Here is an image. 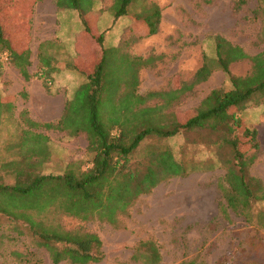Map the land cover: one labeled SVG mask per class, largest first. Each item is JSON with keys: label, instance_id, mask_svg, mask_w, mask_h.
I'll return each instance as SVG.
<instances>
[{"label": "rangeland", "instance_id": "374dc122", "mask_svg": "<svg viewBox=\"0 0 264 264\" xmlns=\"http://www.w3.org/2000/svg\"><path fill=\"white\" fill-rule=\"evenodd\" d=\"M114 1L96 2V16L91 18L93 30L87 33L77 11L60 10L55 0H37L29 27L31 43L26 39L32 48L30 75L42 79L39 75L42 57L50 58L51 64L59 69L55 79L59 85L64 84L66 100L72 99L86 78L68 70L66 65L78 55V64L85 65L91 49L100 57L102 49L97 37L101 33L110 59L134 60L135 67L132 65L131 71L121 77L123 85L116 97L130 91L131 83L136 80L135 91L144 97L169 93L181 84L191 83L206 60L217 59V36L242 47L250 56L264 52L263 0H249L237 13L235 0H134L128 14L117 20L112 10ZM157 9L160 10L158 32L148 36L149 28L143 19L146 15L155 16ZM3 22L8 23L7 19ZM0 64L3 67L0 96L3 103L11 105L8 111L5 107L0 113V184L15 185L17 178L8 164L21 162L23 155H33L34 150L43 146V141L37 139L39 134L49 139L46 143L50 159L33 155L28 167L32 166L34 174L64 176L68 165L78 162L84 169L91 168L93 155L88 151L86 135L70 137L44 126L27 124L23 115L28 100L26 89L19 86L17 96H7L14 88L16 77L21 79L22 75L10 71L5 81L6 67L14 66L7 54H0ZM119 66L117 61L114 68ZM252 69L250 60L237 62L230 68L237 77L250 75ZM215 89H230L227 76L218 69L193 93L172 101L167 110L177 113L179 121H184ZM108 96L112 97V92ZM165 101L164 97L152 98L146 106L155 107ZM103 115L107 116V110ZM242 116L245 124L258 132L261 151L248 153L256 157L250 174L264 184V96L256 94ZM222 136L221 132L205 129L169 138H147L133 156V169L143 175L154 154L170 149L178 161L185 163L187 173L162 179L150 193L139 196L126 212L119 213L113 223L96 216L84 220L64 212L58 202L64 197L60 198V191L52 189L51 181L31 197L21 196V188L11 192L1 188L0 264H54L48 247L28 228L33 222L41 221L48 229L59 226L66 231L96 234L102 241L104 257L97 264H155L148 260L150 244L158 250L157 264L185 261L264 264V228L257 220L248 222L242 214L225 207L220 185L229 167L227 161L232 160V151L222 143ZM39 160L43 162L41 166ZM254 212H264V202L257 204ZM57 247L62 249L64 245Z\"/></svg>", "mask_w": 264, "mask_h": 264}, {"label": "trees", "instance_id": "16d2710c", "mask_svg": "<svg viewBox=\"0 0 264 264\" xmlns=\"http://www.w3.org/2000/svg\"><path fill=\"white\" fill-rule=\"evenodd\" d=\"M36 1L0 0V54H7L11 64L19 69L27 81L33 78L28 71L31 51L14 50L5 33L11 36L16 32L29 31ZM55 1L58 9L79 13L84 32L90 33L93 30L91 18L96 16L95 0ZM133 1L115 0L112 6L114 18L117 20L127 15ZM248 1L235 0L234 11L236 13L241 11ZM155 12H157L155 16L146 15L143 19V23L149 28L148 36L158 32L160 10L157 9ZM5 19L8 23L3 22ZM104 38V33L97 37V43L102 49L100 57L91 49L86 55L85 65L78 64L79 55L67 63L66 68L84 76L86 82L75 91L72 99L67 101L64 114L58 123L41 125L32 121L29 115L27 116V111L23 113L29 126L37 128L44 126L47 130L66 133L70 137L86 135L88 151L93 155L92 167L84 169L81 162H78L69 164L64 176L34 174L32 166L28 167L33 155H39L40 159H50L46 143L49 139L39 134L37 139L42 140L44 145L37 148V151L34 150L33 155L30 153L23 155L25 157L21 162L8 164L17 179L14 186L0 184V189L11 192L21 188L23 189L21 196L31 197L40 193L51 181L53 187L51 188L61 192L60 198L64 197L58 201L64 212L84 220L96 216L102 221L113 223L119 213L126 212L139 196L150 193L162 179L184 176L187 173L185 163L178 161L170 149L154 154L143 175L133 169L131 165L133 156L147 138H169L209 129L221 132L222 143L228 145L232 151V160L227 161L229 167L224 182L220 185L226 200V209L242 214L248 222L257 220L258 225L264 228V212H254V207L264 202V184L262 180L250 174L256 157L248 156L250 151L259 153L261 144L257 130L247 126L242 116L256 94L264 96V52L250 56L242 47L217 36L215 38L217 59L206 60L191 83L181 84L169 93H151L144 97L135 91L138 85L136 80L134 84L131 83V87L129 86L130 91L116 97L123 85L121 77L131 71L132 65L135 67L134 60L110 59V54L104 46ZM244 60L253 63L252 73L245 77L234 76L230 70L231 66ZM117 61L120 66L115 69ZM41 63L39 75L47 91H50L51 76L56 72V68L51 64L50 58L42 57ZM215 69L225 73L230 82V89L213 90L191 116L179 121L177 113L167 108L172 101L193 93L197 86L208 81ZM2 70L0 64V72ZM117 76L120 78L115 81ZM110 92L112 97L108 96ZM159 97L166 99L164 104L146 106L149 99ZM5 107L8 111L11 105L3 103L0 98V113ZM105 110L106 117L103 115ZM24 137L25 135L22 138ZM42 163L38 161V165L41 166ZM28 228L34 236L42 240L44 246L48 247L54 264L63 261L70 264H97L104 258L101 251L102 241L96 234L66 231L59 226L48 229L42 225V221L33 222ZM59 244H63L64 247L59 249L57 247ZM148 250V260L157 264L160 259L157 248L150 244ZM181 264L202 263L185 261Z\"/></svg>", "mask_w": 264, "mask_h": 264}, {"label": "crops", "instance_id": "0c3cea01", "mask_svg": "<svg viewBox=\"0 0 264 264\" xmlns=\"http://www.w3.org/2000/svg\"><path fill=\"white\" fill-rule=\"evenodd\" d=\"M95 1L97 2L98 0ZM5 34L6 37L10 40L12 46H14V50L18 52H24L30 49V51H32L30 44L28 45L26 41L27 39L31 43L30 29L26 33L16 32L14 35L11 36H9L8 33ZM92 51L96 52L94 49H92ZM32 59L33 56L31 60ZM78 67L80 66L78 65ZM30 68L31 67L28 68V71L30 70ZM5 70H6V76L4 77L5 81L9 79L7 77V73H9L10 71L11 72L18 71V73L21 74L19 69H17L16 67H13L12 69L6 67ZM29 73L32 74L30 71ZM58 74H59V69L56 68V72L52 74V76L54 75L53 76L54 79H52L50 91H47L42 79L35 77L27 81L23 76L21 77V79L16 77V82L15 85L13 86L14 88H12L11 90L12 92H9L7 96H11V95L17 96L19 93V86L21 89L25 88L26 93L28 95V100L26 101L24 107L28 112L30 119L41 125L49 124V123H58L64 114L67 103L66 101L69 100V99L66 100L65 98L66 91L64 89V84L59 85L58 81L56 80L57 78L55 79V76ZM0 98L3 97L0 96Z\"/></svg>", "mask_w": 264, "mask_h": 264}]
</instances>
